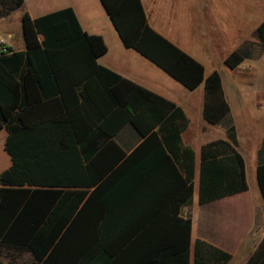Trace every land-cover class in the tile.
Wrapping results in <instances>:
<instances>
[{
	"label": "trees",
	"instance_id": "16d2710c",
	"mask_svg": "<svg viewBox=\"0 0 264 264\" xmlns=\"http://www.w3.org/2000/svg\"><path fill=\"white\" fill-rule=\"evenodd\" d=\"M100 2L124 47L188 89L203 81L202 65L151 29L140 0ZM21 3L0 0V18ZM21 25L25 50L0 55V128L10 159L0 174V257L7 260L0 264H18L22 254L30 264H225L230 255L205 241L191 252V220L176 217L193 193L191 172L182 176L173 166L177 189L166 198L176 205L172 226L119 217L121 205L144 200L151 167L138 164L139 155L155 145L153 162L172 164L156 127L176 112L174 104L133 86L119 105L112 88L121 77L96 62L103 40L83 32L71 8L35 19L24 13ZM256 33L264 48V20ZM250 53L236 50L224 64L233 70ZM204 89L203 117L215 125L229 113L218 72ZM127 123L143 141L124 157L109 143ZM226 135L235 145L234 126ZM221 144L230 152L214 151ZM256 180L264 202V165ZM246 190L244 160L233 147L216 141L201 148L199 204ZM246 264H264V239Z\"/></svg>",
	"mask_w": 264,
	"mask_h": 264
},
{
	"label": "crops",
	"instance_id": "0c3cea01",
	"mask_svg": "<svg viewBox=\"0 0 264 264\" xmlns=\"http://www.w3.org/2000/svg\"><path fill=\"white\" fill-rule=\"evenodd\" d=\"M52 2L55 3L54 6L50 4ZM140 2L151 29L202 65L203 81L194 89L184 87L138 52L124 47L100 0H22L20 7L0 18V36L5 38L11 50L23 51L25 42L21 19L24 13L35 19L71 8L83 32L99 36L103 40L106 51L96 58V62L121 77V81L112 88L119 105H124V97L133 86H140L174 104L175 109L172 112L176 110L156 127L160 130L159 136L164 151L172 164L161 158L158 162H153L159 155V149L155 145L143 151L145 152L143 155H139L141 159H137L138 164L145 161L151 167L149 178L146 179L144 200L136 198V201L128 206L121 205L120 220L129 219L138 225L147 217L146 225L150 227L172 226L174 222L172 211L176 209V205L166 201V198L177 189V186L173 187L177 180L173 171L174 166L182 176H185L184 170L192 173L193 193L190 200L182 204L176 214V217L191 220V252L195 241L201 240L228 253L230 259L225 264H246L264 239V202L256 180L257 166L264 165V129L252 140L240 137L239 118L248 114L250 110L241 109L237 115H233V106L228 97L229 86H226L225 78L230 77L231 81L245 92L250 88L259 89L264 86V69L261 67L264 64V48L256 33L264 20V0H140ZM12 21L20 24L21 33L10 30ZM244 47L251 50L250 56L244 58L235 69L227 68L224 64L225 58ZM213 72H218L221 77L222 90L229 106V113L215 125L208 124L203 117L204 81ZM230 126H234L236 130L235 145L226 135V130ZM5 139L6 132L0 128V174L10 166L9 161L4 160L2 155L6 154L3 150ZM142 141L143 137L127 123L112 139L113 144L110 142L109 145L116 153L121 151L125 157ZM216 141L228 143L243 158L247 190L199 204L201 148ZM217 148L220 155L230 152L225 144L214 147V151ZM3 164L7 166L3 168ZM233 197L243 198L248 214L246 227L235 235L233 217L228 216L230 206L228 199ZM203 208L206 210L202 211ZM28 257L30 258L28 263H20L18 261L20 256L16 257L15 261L18 264H30L32 259L29 255ZM0 260L7 262L4 257H0Z\"/></svg>",
	"mask_w": 264,
	"mask_h": 264
},
{
	"label": "rangeland",
	"instance_id": "374dc122",
	"mask_svg": "<svg viewBox=\"0 0 264 264\" xmlns=\"http://www.w3.org/2000/svg\"><path fill=\"white\" fill-rule=\"evenodd\" d=\"M50 4H52L53 6L55 5L54 2ZM9 28L14 32L19 31L21 33L20 24L16 21H12ZM261 67L263 70L264 64ZM225 81H227L226 86H229L228 97L233 106V115H237L241 109L250 110L248 114L240 116L238 127L240 130V137L252 140L253 137H256L264 129V109H257L259 107L264 108V86H262V88L260 87L259 89L250 88L248 92H245L242 91L241 87H237L231 81L230 77L225 78ZM246 105L248 107H246ZM2 155H4V160L6 159L10 163L8 156L6 154ZM6 166L7 164H3L2 167L5 168ZM228 202L230 203V206L228 207V216L231 215V217H233V233L235 235L238 231L246 227L248 219L246 203L242 197L229 198ZM205 210L206 209L204 208L202 209V211ZM20 257L21 258L18 260L20 263H28L30 261L28 255H21Z\"/></svg>",
	"mask_w": 264,
	"mask_h": 264
},
{
	"label": "built area",
	"instance_id": "2783aa9c",
	"mask_svg": "<svg viewBox=\"0 0 264 264\" xmlns=\"http://www.w3.org/2000/svg\"><path fill=\"white\" fill-rule=\"evenodd\" d=\"M8 53L9 51H8L6 40L2 36H0V55L8 54Z\"/></svg>",
	"mask_w": 264,
	"mask_h": 264
}]
</instances>
